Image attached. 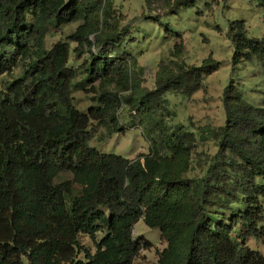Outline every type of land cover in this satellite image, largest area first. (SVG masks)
<instances>
[{
  "label": "trees",
  "instance_id": "trees-1",
  "mask_svg": "<svg viewBox=\"0 0 264 264\" xmlns=\"http://www.w3.org/2000/svg\"><path fill=\"white\" fill-rule=\"evenodd\" d=\"M124 16L114 0H0V264H135L151 244L134 237L140 217L167 240L155 264H264L245 241L264 238V96L253 103L230 80L225 122L211 130L217 150L203 174L189 175L197 137L169 124L165 94L191 97L221 61L189 63L176 43L149 88L125 44ZM77 21L47 46L53 28ZM227 33L235 62L264 67V35H249L244 19ZM73 51L88 56L74 65ZM76 89L92 92L85 111ZM126 104L150 144L134 158L91 143L96 123L101 140L124 129ZM101 228L97 250L86 249L81 235L95 239Z\"/></svg>",
  "mask_w": 264,
  "mask_h": 264
},
{
  "label": "rangeland",
  "instance_id": "rangeland-1",
  "mask_svg": "<svg viewBox=\"0 0 264 264\" xmlns=\"http://www.w3.org/2000/svg\"><path fill=\"white\" fill-rule=\"evenodd\" d=\"M118 12L124 14L122 26H128L125 44L144 67L143 85L155 87L156 72L161 59L175 57L172 53L178 43L181 56L189 63L201 64L210 55L221 61L219 67L206 74L203 87L191 97H184L181 92L170 90L165 94L168 106L173 114L168 117L170 125L183 123L195 132L197 150L192 161L189 175L204 173L205 167L217 150V141L212 137L213 127L223 124L226 119L223 105L225 86L232 78L238 83L245 97L253 103H261L264 96V67L260 59L234 60V45L227 31L234 19H244L247 32L251 36L264 35V4L261 0H189L176 4L175 0H114ZM79 21L70 23L63 30L53 28L47 35V46L66 37L76 28ZM76 42H72L74 46ZM88 53L77 58L74 51L71 63H81ZM177 57V56H176ZM75 104L87 110L93 103L92 92L76 89ZM130 109L126 104L120 112V122L124 129L114 132L101 140L99 135L105 130L102 124H95L91 143L102 151L116 152L134 158L150 149L149 141L144 135V127L130 125ZM238 234L240 239L245 230L241 224ZM107 233L101 228L95 239L82 234L81 240L86 249L95 252L97 241ZM134 237L150 240L151 244L142 248L135 259V264L158 263L159 251L167 246L159 227L148 225L143 217L135 223ZM246 243L264 252V238L247 235ZM81 257L85 254L81 253Z\"/></svg>",
  "mask_w": 264,
  "mask_h": 264
}]
</instances>
